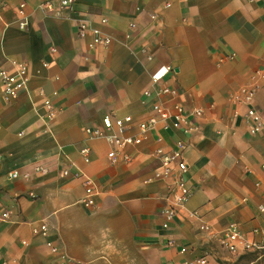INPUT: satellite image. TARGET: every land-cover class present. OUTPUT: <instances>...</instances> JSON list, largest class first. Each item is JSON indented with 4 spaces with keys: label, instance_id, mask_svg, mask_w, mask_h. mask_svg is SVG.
<instances>
[{
    "label": "crops",
    "instance_id": "1",
    "mask_svg": "<svg viewBox=\"0 0 264 264\" xmlns=\"http://www.w3.org/2000/svg\"><path fill=\"white\" fill-rule=\"evenodd\" d=\"M20 1L0 0V69L15 72L25 63L28 77L15 100L4 101L0 88V264H63V255L72 264H183L202 254L220 264L224 250L211 232L232 221L246 237L260 238L264 128L251 134L245 108L229 95L264 69V0H77L71 10L27 0L28 23L19 28ZM93 28L111 38L108 46L92 44ZM165 65L173 72L163 82L183 92L175 101L202 108L203 116L191 119L187 135L149 131L110 163L106 140L88 138L85 128L102 129L106 114L145 118L156 96L143 91H152L150 76ZM45 100L54 112L48 124ZM254 105L264 119V80ZM178 138L186 142L193 193L163 228L166 183L147 179L157 166L154 149ZM85 178L98 187L90 207L79 202ZM41 223L47 238L33 232ZM262 251L253 252L259 259Z\"/></svg>",
    "mask_w": 264,
    "mask_h": 264
},
{
    "label": "built area",
    "instance_id": "2",
    "mask_svg": "<svg viewBox=\"0 0 264 264\" xmlns=\"http://www.w3.org/2000/svg\"><path fill=\"white\" fill-rule=\"evenodd\" d=\"M27 0H21L16 9V24L19 28L27 26L28 17L25 12V5ZM54 1L56 5H54ZM46 1L39 4L40 8L53 10L67 9L71 10L77 0H54ZM104 21V19H103ZM85 24L79 25V34L84 36ZM93 45L108 46L111 38L98 29H92ZM231 57V54L222 56L220 60ZM150 59V58H149ZM26 64H19L15 72H9L5 69H0V88L1 95L4 101L9 102L18 98L27 88L28 77L26 71ZM173 72L170 65H165L163 73L160 75H151L150 82L151 88L143 91V97L147 98L152 93L156 96V101L150 106L149 113L143 119H134L131 115L112 116L106 114L102 117V129L86 127L85 132L88 138H103L108 143L109 149L107 158L110 163H114L117 158L118 151L125 146H138L147 137V133L151 130L159 128L163 131H180L183 135L190 133L191 119L200 118L203 116L204 111L202 108L194 107L186 110L183 105L178 103L177 100L183 92L177 87H169L163 82V77ZM254 81L250 84L243 85L233 90L229 99L235 106H243L244 122L248 126L251 134L258 133L264 128V119L261 113L254 105V97L259 82L264 80V69L255 70ZM46 113L44 121L48 124L54 117L53 109L51 108L49 100H45ZM234 114H237L234 111ZM137 130V134H130L132 129ZM161 139L159 138L158 141ZM186 142L183 138H178L174 141L169 149L158 146L153 151V156L157 161V166L152 171L151 176L147 181L162 180L166 183L165 193L162 195L164 207L161 211L162 222L161 226L166 228L169 222L175 217L179 210L185 205L193 193V188L187 183V162L185 159ZM90 150L87 146L80 149V154L84 161H88ZM264 168V164L261 165ZM38 170H44L39 168ZM63 174H71L73 176H83L81 172L71 173L68 170H63ZM17 172L9 174V177H16ZM98 193V187L88 178H85V188L83 195L79 202L85 206H93V197ZM260 210H264V206H259ZM4 216L6 214H3ZM190 216L197 218L196 212H191ZM199 228L201 230L209 231L210 228L207 224L202 223ZM33 232L39 234L43 238H47L48 227L45 223H41L33 228ZM260 238H248L240 230L236 222H228L225 227L219 232H211L210 236L215 239L219 246L229 254L239 255L247 251L264 249V230L254 229ZM167 245L175 246L172 239L166 241ZM24 244L26 242H23ZM45 244L52 252H57V247L46 239ZM179 251H185L184 247H179ZM63 264H72L71 260L66 256H62ZM11 259H5L3 264H12ZM208 254H202L191 260L184 261L183 264H207Z\"/></svg>",
    "mask_w": 264,
    "mask_h": 264
},
{
    "label": "rangeland",
    "instance_id": "3",
    "mask_svg": "<svg viewBox=\"0 0 264 264\" xmlns=\"http://www.w3.org/2000/svg\"><path fill=\"white\" fill-rule=\"evenodd\" d=\"M222 252L224 253V259L221 260L220 264H251L248 263V261L257 255V253L253 251L244 253L242 255H231L226 251ZM256 260H258V258Z\"/></svg>",
    "mask_w": 264,
    "mask_h": 264
},
{
    "label": "trees",
    "instance_id": "4",
    "mask_svg": "<svg viewBox=\"0 0 264 264\" xmlns=\"http://www.w3.org/2000/svg\"><path fill=\"white\" fill-rule=\"evenodd\" d=\"M261 255H262L261 258H259L258 260H256L257 256H254V258H251L248 261V263H251V264H264V251L261 252Z\"/></svg>",
    "mask_w": 264,
    "mask_h": 264
}]
</instances>
